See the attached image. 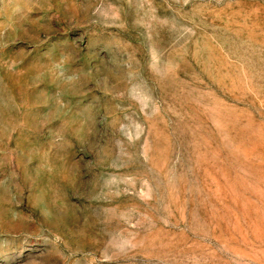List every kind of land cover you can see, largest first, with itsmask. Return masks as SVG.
Instances as JSON below:
<instances>
[{
	"label": "rangeland",
	"instance_id": "1",
	"mask_svg": "<svg viewBox=\"0 0 264 264\" xmlns=\"http://www.w3.org/2000/svg\"><path fill=\"white\" fill-rule=\"evenodd\" d=\"M0 264H264V0H0Z\"/></svg>",
	"mask_w": 264,
	"mask_h": 264
}]
</instances>
